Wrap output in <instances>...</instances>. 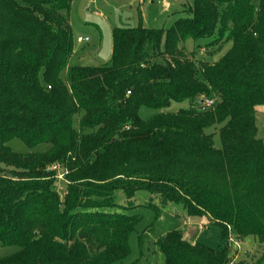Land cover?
Listing matches in <instances>:
<instances>
[{
  "label": "trees",
  "instance_id": "trees-1",
  "mask_svg": "<svg viewBox=\"0 0 264 264\" xmlns=\"http://www.w3.org/2000/svg\"><path fill=\"white\" fill-rule=\"evenodd\" d=\"M71 4L0 0V246L17 248L0 264H120L142 222L125 214L138 192L155 215L180 206L187 219L221 229L217 249L179 231L157 239L163 264H230L229 239L248 238L263 252L235 264H264V144L255 127L264 0H192L189 17L166 32L113 29L110 60L95 67L68 66ZM187 39L209 40L197 50L229 48L196 64L181 47ZM186 101L187 110L139 118L141 108ZM13 140L49 149L17 154Z\"/></svg>",
  "mask_w": 264,
  "mask_h": 264
},
{
  "label": "rangeland",
  "instance_id": "rangeland-1",
  "mask_svg": "<svg viewBox=\"0 0 264 264\" xmlns=\"http://www.w3.org/2000/svg\"><path fill=\"white\" fill-rule=\"evenodd\" d=\"M191 5L192 0H72L68 21L73 40V55L68 66L95 67L106 65L111 57V33L113 29H134L141 24L146 29H160L166 32L177 20L189 17L185 12ZM79 39H87V42L79 41ZM208 42L207 39L198 41L187 39L181 47L188 55L187 57L195 61L196 64L198 62L212 64L226 53L229 45L213 53L212 51L217 49V46L213 49L201 48L197 50V47L204 46ZM192 52L196 53L195 58L190 56ZM208 105L205 102L203 107H209ZM190 107L191 102L186 101L179 104L172 102L162 110L141 108L139 118L148 120L156 114L175 113ZM77 120L78 118H76L74 126H76ZM255 127L257 138L262 140L264 144V106L256 108ZM206 133L208 134V131ZM215 145L219 146L217 137L215 138ZM8 147L12 152L22 155L43 153L49 149L46 145H39L30 150L19 140L11 141ZM58 174L60 176L62 170ZM56 189L60 200H62L65 192L63 179L58 178L56 180ZM147 201L148 196L143 192H138L134 200L136 208L125 211L128 216L140 215L142 222L130 235L128 241L129 255L120 264H163L164 257L157 252L154 243L157 239L174 231L181 232L183 238L191 244L197 243L210 249L222 247L221 229L209 225L206 219L191 221L187 219L180 206H168L161 210L158 215H155L153 211L144 207ZM118 204H121L120 200H118ZM147 228L151 231L146 230L147 238L143 256H141L138 236ZM236 243L238 245H232L231 248L233 260L230 264H235L238 261L253 263L263 252V247H260L253 238ZM15 252H17V248L0 246L1 256H9Z\"/></svg>",
  "mask_w": 264,
  "mask_h": 264
},
{
  "label": "built area",
  "instance_id": "built-area-1",
  "mask_svg": "<svg viewBox=\"0 0 264 264\" xmlns=\"http://www.w3.org/2000/svg\"><path fill=\"white\" fill-rule=\"evenodd\" d=\"M79 41H84V42H87V39H84V40H81V39H79ZM127 95H129V93H127ZM210 102V103H209ZM206 103H208L209 105L208 106H210L211 104H212V101H206ZM54 170H56L57 171V179L59 178V179H63V172H62V174L59 176V172H60V170L61 169H59V168H57V167H55L54 168ZM229 242L230 243H232V245H238L236 242H234L232 239H229Z\"/></svg>",
  "mask_w": 264,
  "mask_h": 264
},
{
  "label": "crops",
  "instance_id": "crops-1",
  "mask_svg": "<svg viewBox=\"0 0 264 264\" xmlns=\"http://www.w3.org/2000/svg\"><path fill=\"white\" fill-rule=\"evenodd\" d=\"M72 58V57H71ZM71 60V59H70ZM191 221H195V220H191Z\"/></svg>",
  "mask_w": 264,
  "mask_h": 264
}]
</instances>
